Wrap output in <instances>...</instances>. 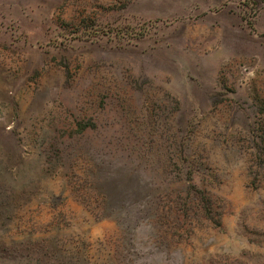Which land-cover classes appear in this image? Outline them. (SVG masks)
Returning <instances> with one entry per match:
<instances>
[{
	"label": "rangeland",
	"instance_id": "obj_1",
	"mask_svg": "<svg viewBox=\"0 0 264 264\" xmlns=\"http://www.w3.org/2000/svg\"><path fill=\"white\" fill-rule=\"evenodd\" d=\"M0 264H264V0H0Z\"/></svg>",
	"mask_w": 264,
	"mask_h": 264
},
{
	"label": "trees",
	"instance_id": "obj_2",
	"mask_svg": "<svg viewBox=\"0 0 264 264\" xmlns=\"http://www.w3.org/2000/svg\"><path fill=\"white\" fill-rule=\"evenodd\" d=\"M192 180H193V179H192ZM211 207H212V204L208 202V204H207L206 206H204V207L202 206V208H201V207H197V208H198V209H199V208H200V209H203V208H204V210H206V212H210V213H211V212H212ZM210 213H209V214H210ZM177 219H178V218H177Z\"/></svg>",
	"mask_w": 264,
	"mask_h": 264
}]
</instances>
